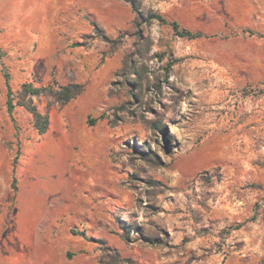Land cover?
Here are the masks:
<instances>
[{
  "label": "rangeland",
  "instance_id": "374dc122",
  "mask_svg": "<svg viewBox=\"0 0 264 264\" xmlns=\"http://www.w3.org/2000/svg\"><path fill=\"white\" fill-rule=\"evenodd\" d=\"M134 1L118 99L100 118L112 179L63 188L47 228L68 223L69 199L80 198L75 210L98 215L72 226L95 246L84 264H264V0ZM149 12L204 36L142 22Z\"/></svg>",
  "mask_w": 264,
  "mask_h": 264
},
{
  "label": "crops",
  "instance_id": "0c3cea01",
  "mask_svg": "<svg viewBox=\"0 0 264 264\" xmlns=\"http://www.w3.org/2000/svg\"><path fill=\"white\" fill-rule=\"evenodd\" d=\"M133 18L126 0H0V198L10 197L18 178L12 209H0V232L6 231L0 235V264H84L95 249L72 226L79 220L90 226L98 215L75 210L80 198L71 197L68 223L50 235L47 225L58 214L52 206L59 202L51 200L73 182L90 190L100 173L112 179L109 127L100 118L118 99L110 89L123 65ZM103 36H123L122 45ZM27 83H73L81 90L65 103L54 102L48 92L32 97L49 116L46 131L39 133L25 107L14 100L8 108L9 90L16 94ZM34 171L44 178L29 180ZM88 199L81 201L90 204Z\"/></svg>",
  "mask_w": 264,
  "mask_h": 264
},
{
  "label": "trees",
  "instance_id": "16d2710c",
  "mask_svg": "<svg viewBox=\"0 0 264 264\" xmlns=\"http://www.w3.org/2000/svg\"><path fill=\"white\" fill-rule=\"evenodd\" d=\"M132 5L135 11L138 10V5L134 0H127ZM142 22H149L153 19L158 20L161 23H167L171 26L173 33L175 36L180 38H187V39H194L197 37L204 36V33L201 31H192L180 25V23L175 19H168L164 15L158 12H149L147 16H143ZM244 31H246L244 29ZM104 40L108 42H112L114 45H121L122 37L119 36L115 40H111L110 38L103 36ZM3 55V52L0 50V57ZM124 61V58H123ZM171 63L169 64L167 70L169 69ZM123 66V65H122ZM122 68V67H121ZM120 68V69H121ZM119 71V70H118ZM117 71V73H118ZM116 73V74H117ZM81 90V86L78 84H67V85H56L52 84L50 86H40L36 87L33 86L32 83L24 84L21 89L16 93L13 94L11 90L8 92V108L11 110L13 108V101L16 100L18 105L25 107L33 116L34 125L38 129L39 133H43L46 131L49 125V116L47 113H42L38 110L37 104L34 103L32 97L33 96H40L43 93H50L53 96V101L58 103H65L69 101L72 97L76 96ZM110 93H112V89H110ZM118 109H123V105L118 106ZM104 116L102 113L101 117ZM94 119L90 120V123H94ZM149 128L154 129L156 131H164L165 132V124L161 121H149ZM12 188L16 190V178H13L12 181ZM243 225L239 223L234 226L235 229L240 228Z\"/></svg>",
  "mask_w": 264,
  "mask_h": 264
}]
</instances>
